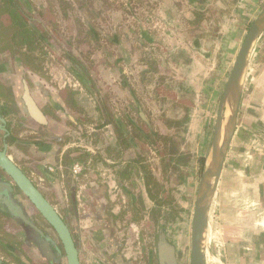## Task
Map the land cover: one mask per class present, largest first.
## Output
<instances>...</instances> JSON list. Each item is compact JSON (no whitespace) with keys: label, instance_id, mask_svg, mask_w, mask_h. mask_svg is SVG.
Masks as SVG:
<instances>
[{"label":"rangeland","instance_id":"374dc122","mask_svg":"<svg viewBox=\"0 0 264 264\" xmlns=\"http://www.w3.org/2000/svg\"><path fill=\"white\" fill-rule=\"evenodd\" d=\"M31 2L36 9L32 11V23L42 32L49 29L48 41H40L32 51L34 66L13 59L8 41L0 39L1 54L8 60L0 71V104L9 103L14 111L4 117L9 128L18 135L37 126L17 106L13 82L21 76L35 82L36 77L29 72L36 68L42 70L39 79L53 88L77 82L80 91L73 108L85 114L99 112L105 104L110 110L136 112L132 100L138 96L153 130L177 140V144L170 142L165 147L163 138L155 136L158 145L152 149L134 130L130 131L138 138L146 172L158 176L163 196L170 193L167 205L171 211L162 209V217L168 218L180 264H191L193 211L203 171L199 159L209 153L223 90L248 27L264 9V0H94L85 9L79 8L78 2L66 8L69 17L60 0ZM39 10L45 16L39 15ZM188 10L203 11L198 18L202 25L194 29L191 39L188 32L193 23L184 18ZM84 28L99 37L83 33ZM69 50L90 74L88 84L70 68ZM145 68L149 71L144 72ZM124 79L128 83L125 87ZM176 117L186 118L170 127ZM1 122L0 118L3 130ZM137 122L150 132L148 124ZM128 125L132 128L130 120ZM206 136L208 140H204ZM129 154L138 155L134 148ZM217 203L212 207L207 231L208 264H219L226 248L227 222L216 217ZM133 239L130 237V242ZM133 256L139 257L137 249Z\"/></svg>","mask_w":264,"mask_h":264},{"label":"crops","instance_id":"0c3cea01","mask_svg":"<svg viewBox=\"0 0 264 264\" xmlns=\"http://www.w3.org/2000/svg\"><path fill=\"white\" fill-rule=\"evenodd\" d=\"M37 81L34 87L29 86L37 102L48 106L50 119L43 124L34 121L23 104V114L37 126L18 135L11 127L8 134L0 130V142L7 137L9 155L55 200L73 228L82 264H125L120 248L127 229L121 220L112 221L110 208L114 206L116 215L126 212V224L131 221L130 213L137 215L143 203L154 205L148 195L151 184L137 172V154H129L131 148L139 152L138 138L135 145L122 142L133 130L128 127L127 116L137 119V112L109 111L103 106L99 112L85 114L82 108H73L78 104L77 82L53 88ZM127 84L122 80L123 87ZM71 90L76 92L74 100L69 98ZM130 92L134 93L132 89ZM136 102L141 103L138 96ZM204 140H208L207 136ZM75 164L82 166L79 173L73 170ZM4 173L0 168V181L5 180ZM152 178L159 182L153 174ZM10 199L17 206L18 195ZM214 203L218 209L216 217L226 220L228 230L219 264H264V33L252 50L236 131L212 207ZM4 206L0 204L2 212L16 218ZM16 224L18 236H28L26 248L35 264L67 263L57 239L53 244L39 237L33 240L25 224ZM210 224L209 216L208 229ZM131 227L136 229L135 221Z\"/></svg>","mask_w":264,"mask_h":264},{"label":"water","instance_id":"95a60500","mask_svg":"<svg viewBox=\"0 0 264 264\" xmlns=\"http://www.w3.org/2000/svg\"><path fill=\"white\" fill-rule=\"evenodd\" d=\"M264 33V9L251 22L238 50L230 75L222 93L216 118L214 136L206 157L200 178L191 229V264H207L206 239L211 207L223 172L227 153L232 143L241 104L252 50ZM24 100L27 113L39 122L46 121V115L35 100L30 86L25 84ZM5 123L6 119L1 117ZM0 168L30 198L36 208L57 232L65 251L67 264H81L80 250L73 230L57 208L45 197L29 175L8 154V144L0 147ZM4 184L0 182L1 185ZM7 186H10L7 184ZM18 214L24 216L21 209ZM163 245L162 248H166ZM173 250V248H171ZM0 264L2 260L0 259Z\"/></svg>","mask_w":264,"mask_h":264},{"label":"flooded vegetation","instance_id":"af4514ba","mask_svg":"<svg viewBox=\"0 0 264 264\" xmlns=\"http://www.w3.org/2000/svg\"><path fill=\"white\" fill-rule=\"evenodd\" d=\"M2 56L4 57V55H2ZM6 57H7V55H6ZM2 70H4V68ZM0 71H1V69H0ZM37 71H39V72H37ZM31 72L32 71H30L29 74L36 77L35 81L38 80L37 82H39V81L41 82V80H39L40 75H38V73H42V70L39 69V70H36L35 72H32V73ZM30 75H29V77H30ZM13 82H15L14 83L15 85H17V83L22 85V87H21V85H19V87L21 88L20 98L22 99L21 100L22 105L20 103H18V101H17L16 102V104L18 103L17 106L21 107V106H23V104H25V106H26V102L24 100L25 84L32 85V83L34 84V81L31 82V81H29V79L27 77L23 78V76H21L19 78H14ZM30 90H31V88H30ZM32 94H33V92H32ZM132 94H135V93H132ZM14 96L16 97V98L14 97V99L16 101L18 99V97L16 96V93L14 94ZM33 96L35 98L34 94H33ZM35 100L37 101V98H35ZM53 100H54V98L52 100L49 99L50 103H52ZM132 102H133V104L136 102L135 97L133 98ZM39 106L43 110L44 114L46 115V118H47L46 120L48 122V120L50 119V117L47 114V111H49L48 106L47 105H41V104H39ZM2 107H5L3 110L6 112L5 114L2 113V110H1ZM26 108H27V106H26ZM135 109H136V107H135ZM12 111H13V107L11 104L6 103V102H2L0 104V118L6 117ZM125 111L128 112L129 110L126 109ZM30 117H31V115H30ZM127 118H128V116H127ZM33 120L36 122H39L36 119H33ZM20 122H21V124L22 123L26 124V122H24V121H20ZM43 123L44 122H42L41 124H43ZM28 128H30L29 125H28ZM2 129L6 130L5 131L6 134H8L9 131H11L9 128V123L7 122V120L5 123L4 122L2 123ZM6 143L8 144V148H9V141H8L7 137L4 140V142H0V147L1 148L4 147V145ZM149 146H151V145L149 144ZM156 147L157 146H152V149H155ZM138 151H139L138 155L135 158V160L138 162L137 164L139 165L137 172L139 174H142L144 179H146V176L150 177L153 174L156 177V179L159 181L158 183L160 185L161 181L154 172H151V173L146 172L145 163L142 161L143 157L139 156L140 155V149ZM8 154H9V152H8ZM4 174L5 175H3V176L5 177V180L0 181V182L4 183L0 187V188H2L1 189L2 194L0 195V199H2V200L0 201V204H2V206L5 205L4 206L5 210L9 208L8 211H10V212L13 211L12 213L16 216V218L9 216L8 214L2 212V209H0V259L2 260V264H35L33 258H31V256L28 253V249L26 248V243H27L26 240H27L28 236L23 238V239H21L20 236H18V229H17L16 222L20 223L19 225H21V226H23L25 224L28 227V229L31 233V236H33L32 237L33 240H35L36 237H39L42 240H44V242H50L51 241L52 244H53V242H57V240H58L57 245L58 246L61 245V248H62L63 252L65 253L63 244H62L57 232L55 231V229L47 222V220L42 216V214L36 208L34 203L15 184V182L12 180V178L9 175H7L6 173H4ZM29 177L32 179V181L35 183V185L43 192L45 197L57 208V206L54 202L55 200L53 201L52 198L49 197V192L44 190L41 183H39L37 180H35L31 176H29ZM7 184L10 186H7ZM159 185L157 186V188L154 187V194H152L151 191H149L150 193L148 192V195L152 199L154 205L147 206V205H144V203H143V207L139 208V213L137 215H134L133 212L130 213V216H129L130 219L129 220H131V221L130 222L128 221L126 224H125L124 220L126 219L127 213L124 212L122 215H119L117 213L118 215H116L113 213V210H112V208L114 206H112L110 208V212H111L110 217L112 218V221L117 222L119 220V222H120V220H121L123 226L125 225L126 229H127L126 235H125V237H123V240H122V246L120 248V254H121V257L124 258L125 264H137L138 262H140L141 264H180V253H179V250H178V247H177L175 241L172 239V237L170 235L169 224L167 223L168 218L162 217V213H161L162 209L167 208L169 210L170 207L167 205L168 203H163V204L159 203V200H161V199L169 200L170 193L167 192V194H165L163 196L161 193L162 190L159 189L160 188ZM111 190H113V189H111ZM155 190H157V191H155ZM14 195H18V202L19 203H17V206H13L14 204H12V202L10 201L11 200L10 198L14 197ZM153 195L154 196L156 195V197H154ZM129 202H131L130 196H129ZM126 206H127V204H126ZM10 207H12V208L10 209ZM18 209L22 210V212L24 213V216L18 214V211H17ZM57 210L60 213L58 208H57ZM170 211H171V209L168 211V213H170ZM13 214H11V215L13 216ZM2 215L4 216V218L2 217ZM132 221H135L137 224V227L135 230L131 227ZM72 230H73V228H72ZM73 233H74V231H73ZM74 236H75V234H74ZM130 237L134 238L135 241L133 239L130 242V240H129ZM76 242H77V240H76ZM137 242L139 243V245L137 244ZM164 244L167 245L166 248H162V246ZM77 245H78V243H77ZM171 248H173V250ZM136 249H137V253L139 256L138 258L133 256V254L136 253ZM79 250H80V248H79ZM80 259H81V257H80ZM66 262H67V259H66ZM81 264H82V262H81Z\"/></svg>","mask_w":264,"mask_h":264},{"label":"trees","instance_id":"16d2710c","mask_svg":"<svg viewBox=\"0 0 264 264\" xmlns=\"http://www.w3.org/2000/svg\"><path fill=\"white\" fill-rule=\"evenodd\" d=\"M94 3V0H60V6L61 8L64 9V14L65 16L69 17V12H67L66 8H72L75 6L76 2L79 3V8L85 9L86 5L88 6L91 4L90 2ZM101 1V0H100ZM103 1V0H102ZM92 3V4H93ZM78 6V5H76ZM36 12V9L33 8L31 0H0V39H5L8 41L9 47L13 49L12 51V57H15L16 59H20L21 62L26 63L27 62L31 65V67L34 66L33 62L35 61V55L33 54V50L36 49L40 43V41H48V37H46V33L49 34V29L48 31L42 32L38 26L33 24L32 22V11ZM203 11L200 10H188L185 12L184 18L187 20L188 23H193V26H191V31L188 32V38H193L194 37V29H199L201 27V23L198 21V18L203 15ZM39 15H44L43 10H39ZM45 16V15H44ZM81 18V16L79 17ZM89 28H84L83 33L90 34L91 36L93 35L94 38L99 37V34L96 33L95 31L93 32L92 30H88ZM116 36V35H114ZM115 40V38H114ZM70 44H71V40ZM6 45V46H8ZM2 48H0V69L4 68V63H6L7 57L3 54H1ZM70 52H67V55L69 56V66L72 68L74 73L85 83L88 84L91 76L87 72V69L84 68L83 62L80 61L77 56H75L72 52L73 50H69ZM37 67H39L37 65ZM35 70H38L37 68ZM144 72H148L149 69H144ZM32 73V72H31ZM17 83L16 87V96L18 97L17 101L22 105L21 102V88L19 87ZM22 87V85H21ZM70 93L69 98L74 100L75 97V91L71 90L68 91ZM136 107V112L138 115V118L135 119L131 118L129 115L128 120H130V123L132 124L133 130L141 137L143 140L148 142L151 146H157V140H154L153 137H161L163 138V144L165 147L170 143L173 142L177 144V140L175 139V136L171 134H162L161 132H157L153 130L152 125L150 120L148 119V116L146 115L144 109L142 108V104L135 102L134 103ZM107 109L109 110V107L105 104ZM5 107H2V113H6L4 110ZM189 109V108H187ZM110 111V110H109ZM187 117V116H186ZM173 118L171 120V123H169L170 127L172 125L178 126L180 125L185 118ZM141 121L142 123L148 124L150 126V132H146L145 128L143 126L139 125L137 121ZM179 132V130H177ZM175 134V133H174ZM134 134H131L129 132V135L127 138L123 139V144H128V145H135L137 143ZM175 140V141H174ZM205 156L201 157L199 159V163L201 166V169H203V166L205 164ZM146 180L148 181L150 189L149 191H152V189L157 188L159 183L152 178V176L148 177L146 176ZM154 181L153 184L151 181ZM157 191V190H155ZM156 197V195L154 196ZM170 199L167 200H159L160 204L163 203H169Z\"/></svg>","mask_w":264,"mask_h":264},{"label":"built area","instance_id":"2783aa9c","mask_svg":"<svg viewBox=\"0 0 264 264\" xmlns=\"http://www.w3.org/2000/svg\"><path fill=\"white\" fill-rule=\"evenodd\" d=\"M73 170L75 173H79L82 170V166L80 164H75Z\"/></svg>","mask_w":264,"mask_h":264}]
</instances>
